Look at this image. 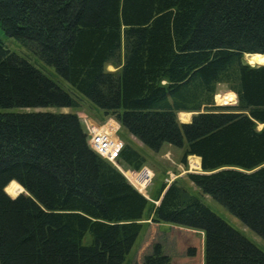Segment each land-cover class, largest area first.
I'll list each match as a JSON object with an SVG mask.
<instances>
[{"label": "trees", "instance_id": "1", "mask_svg": "<svg viewBox=\"0 0 264 264\" xmlns=\"http://www.w3.org/2000/svg\"><path fill=\"white\" fill-rule=\"evenodd\" d=\"M0 27L152 152L198 157L187 180L264 239V66L243 61L264 56V0H0ZM219 84L235 106L214 105ZM49 107L80 106L0 41V110ZM117 161L146 163L127 144ZM153 199L88 147L76 114L0 112V264H264L178 180Z\"/></svg>", "mask_w": 264, "mask_h": 264}, {"label": "rangeland", "instance_id": "2", "mask_svg": "<svg viewBox=\"0 0 264 264\" xmlns=\"http://www.w3.org/2000/svg\"><path fill=\"white\" fill-rule=\"evenodd\" d=\"M0 41L4 44V46L9 51L15 53L19 57L28 61L32 66H34L36 69H38L41 73H43L48 78H50L62 90L67 92L69 95H71L78 102V104L80 106L78 109L67 108V110H64L66 108L49 107V108H38V109L21 108V109L0 110V112H6V111L7 112H18V113L49 112V113H71V114H76V112H79V113H81V115L83 117H85V119H84L85 123H87L89 125L94 124L96 127L99 126V127H103V128L112 126V127H109L112 129L115 128V126H117L113 123L114 120H112V119H110V120L108 119L106 121H103L104 112L101 109L97 108L89 100H87L85 97L80 95L71 85H69L66 81H64L56 73V71L53 67H50V66H47L46 64H44L35 54H33L32 52H30L29 50L24 48L15 39L7 37L5 35V33L2 31L1 27H0ZM243 61L245 63H248L245 56L243 57ZM254 66H257V65H254ZM106 70L109 72L116 71L115 68L112 66H108L106 68ZM228 93H233V92L230 91L226 85H223V84L217 85L216 91H215V94L213 97L214 105L219 106V107L235 106L237 104V98H236V95L234 93L233 94L235 95V101L233 103L222 104L221 102L216 100L217 95L224 96ZM186 115H188V114H186ZM88 118L94 120L95 123L89 121ZM261 128H262V126H260V125L257 127L258 130H260ZM111 133H113L115 139L119 140L123 144L122 140L126 139L125 138L126 131L124 129H121L118 132V129L115 128L112 130ZM118 136L120 139L118 138ZM163 146L164 147L162 149H160V152H157V153L152 152L151 150H149L145 146H141L140 149H137V151L145 158L147 167H143L142 170H140L139 172H135L134 173V174H136L135 178L129 177V174L126 175L124 173L128 179L126 178V176L123 174L121 169L123 171H129V170L126 169L125 165H122L119 161H117L118 159L114 162V164H112V163L111 164L114 167H116L125 176V178L127 180H129V182L136 189H138L137 187H139L140 190L139 189L138 190L142 194H144L146 196V198L148 200H150V202H153L155 204L159 203V201L153 199V193H154V190L156 189V187L158 186V183L160 181H163V182L169 184L173 180H178L179 183L182 184L185 188H187L193 194L198 195L201 198V200L213 212H215L218 216H220L223 220H225L233 228L238 230L249 241H251L253 244H255L258 248H260L264 252V239L262 237H260L258 234H256L254 231H252L247 226H245L236 216H234L232 213H230L222 204H220L219 202H217L216 200L211 198L209 195L201 194L196 189L195 186H193L194 188H192V186H189L188 184L183 183V178H184V180L187 181V183L189 182L187 180V177H186L187 174H189V173H193V174L202 173L201 169L189 168L191 165L189 166V164L187 163L188 162L187 159H186V164L185 165L183 164L186 167H184L182 165L180 167H178V164L181 160L180 158L182 157V154H183V150L179 149V148H175V147L172 148L173 152L180 156V157H178L177 155L173 156L172 154H168L165 151V148H167V146H168L167 144H164ZM187 171H188V173L186 175H184L183 178H181V174H183L184 172H187ZM132 172H134V171H132ZM143 174L148 175L149 180H143V179L140 180V177L141 178L146 177V176H142ZM130 178H132V179L130 180ZM134 179H137V180H134ZM135 181H137L139 184L136 183ZM10 191L15 196H17L21 193H26L24 191V189H23V191H21L19 193L14 192L12 190H10ZM198 235H200V234H198ZM141 236H142V231L139 233L137 239L135 240L133 246L131 247V250L126 255V260H129L132 258V255L134 254V252H135V250L139 244L138 242H139V240H141L140 239ZM90 239H91V235L89 233H87L83 239V242L87 243ZM201 245H202V243H201ZM201 263L203 264L202 259H201Z\"/></svg>", "mask_w": 264, "mask_h": 264}, {"label": "built area", "instance_id": "3", "mask_svg": "<svg viewBox=\"0 0 264 264\" xmlns=\"http://www.w3.org/2000/svg\"><path fill=\"white\" fill-rule=\"evenodd\" d=\"M104 128H108L109 133L103 131ZM104 128L99 126L96 127L94 124L89 125L85 123L87 144L88 147L100 158L114 164L119 157L123 144L115 139L113 133H111V128ZM145 180H149L148 175H146Z\"/></svg>", "mask_w": 264, "mask_h": 264}, {"label": "crops", "instance_id": "4", "mask_svg": "<svg viewBox=\"0 0 264 264\" xmlns=\"http://www.w3.org/2000/svg\"><path fill=\"white\" fill-rule=\"evenodd\" d=\"M64 110H67V108L66 109H64ZM67 112V111H66ZM180 113H186V114H188L189 115V118H188V120L187 121H182V120H180L179 119V114ZM180 113H178L177 114V118H178V121L180 122V123H189L190 121H191V118H192V116L194 115V113H187V112H180ZM76 115L78 116V118L80 119V122H81V124H82V126L85 128V121H84V119H85V117H83L82 115H81V113H79V112H76ZM104 119H103V121H106V120H110V119H112V120H114V124L115 125H117V126H115V128L116 129H118V132L121 130V129H124V128H122L121 126H120V124L115 120V119H113V117H106L105 116V114H104ZM89 119V121H91V122H94V120H92V119H90V118H88ZM102 121V122H103ZM97 122V121H96ZM116 122V123H115ZM95 123V122H94ZM98 123V122H97ZM109 127H112V126H109ZM115 128H113V129H115ZM125 130V129H124ZM103 131H105V132H108L109 130H108V128H104L103 129ZM111 131H112V128H111ZM126 131V130H125ZM109 133V132H108ZM118 138H119V136H118ZM125 140H122V142H123V144H127V145H130L132 148H134L136 151H137V149H140L141 148V146H143L142 145V143L141 142H139L135 137H133L132 135H130L127 131H126V136H125ZM120 139V138H119ZM129 143V144H128ZM168 145V144H167ZM164 146L162 145V147H161V149L163 148ZM173 147L172 146H170V145H168L167 146V148H165V151L168 153V154H172L173 156H178V157H180L178 154H176V153H174L173 152V149H172ZM138 152V151H137ZM159 152H160V150H159ZM192 157H195V158H198V157H196V156H188L187 157V163L189 164V166H190V158H192ZM177 158V157H176ZM181 159V158H180ZM199 159V158H198ZM199 162H200V159H199ZM122 165H125V164H123V163H121ZM120 164V165H121ZM184 166L183 164H181V160H180V162H179V164H178V167H180V166ZM125 167H126V169H128V167L125 165ZM144 167H147L146 166V163H145V166ZM184 167H186V166H184ZM189 168H191L192 169V167L190 166ZM129 170V169H128ZM142 170V169H141ZM148 170V169H147ZM121 171L123 172V174L125 173L126 175L127 174H129V177H133V178H135V176H136V174H134L131 170H129V171H123L122 169H121ZM149 171V170H148ZM188 173V171L187 172H184L183 174H181V178H183L184 177V175H186ZM124 174V175H125ZM125 175V176H126ZM126 178H127V176H126ZM141 178V177H140ZM128 179V178H127ZM132 178H130V180H131ZM134 180H137V179H134ZM136 183H138L137 181H135ZM183 183H186V184H188L189 186H192V188H194L193 186V183L192 182H188L187 183V181L186 180H184V178H183ZM139 184V183H138ZM139 190H140V188L139 187H137Z\"/></svg>", "mask_w": 264, "mask_h": 264}, {"label": "bare ground", "instance_id": "5", "mask_svg": "<svg viewBox=\"0 0 264 264\" xmlns=\"http://www.w3.org/2000/svg\"><path fill=\"white\" fill-rule=\"evenodd\" d=\"M245 58L251 65H264V56L262 55H246ZM190 165L194 169H200L199 159L195 157L190 158ZM11 190L18 193L23 191L22 187H20L19 185L13 186Z\"/></svg>", "mask_w": 264, "mask_h": 264}, {"label": "water", "instance_id": "6", "mask_svg": "<svg viewBox=\"0 0 264 264\" xmlns=\"http://www.w3.org/2000/svg\"><path fill=\"white\" fill-rule=\"evenodd\" d=\"M248 64V63H247ZM250 66H254V65H251V64H248ZM257 66H264V65H257ZM24 189V188H23ZM13 197H16V196H13Z\"/></svg>", "mask_w": 264, "mask_h": 264}]
</instances>
